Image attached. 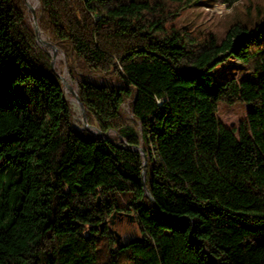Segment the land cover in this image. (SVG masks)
<instances>
[{
    "label": "trees",
    "instance_id": "16d2710c",
    "mask_svg": "<svg viewBox=\"0 0 264 264\" xmlns=\"http://www.w3.org/2000/svg\"><path fill=\"white\" fill-rule=\"evenodd\" d=\"M193 1L38 10L89 122L143 146L157 207L142 154L76 125L25 0H0V264H264V16L221 40L176 26ZM230 58L249 75L218 82ZM221 102L249 106L239 128L220 119ZM127 214L139 235L121 248L112 222Z\"/></svg>",
    "mask_w": 264,
    "mask_h": 264
},
{
    "label": "rangeland",
    "instance_id": "374dc122",
    "mask_svg": "<svg viewBox=\"0 0 264 264\" xmlns=\"http://www.w3.org/2000/svg\"><path fill=\"white\" fill-rule=\"evenodd\" d=\"M39 8L40 7L36 8L37 14ZM27 13L28 21L32 25L31 13L28 10ZM263 16L264 0H241L233 6H229L224 3L223 0H194L193 2H189L180 11V15L176 20V26L186 27L194 32H212L222 40L227 35L230 27L237 21H245L252 25L258 20H262ZM46 50L48 51V49ZM57 56L59 57V61L57 62L56 60V69L58 72L63 73L66 64L69 69L67 55V61L60 55ZM246 75H249L247 67L235 58H230L219 64L214 70V76L218 82H222L233 76L241 78ZM70 81H73L74 85L77 83V80H73L71 75ZM66 94L67 97L72 100L71 98L73 95L71 93ZM75 106L76 125H81L82 127L79 107L77 105ZM123 106L127 116L130 119H134L133 114L131 113L130 101H127ZM248 110L249 106L242 102L234 105L221 102L219 104V117L228 127L239 128L242 120L246 117ZM137 131H140V126H137ZM116 136L117 135H112V138ZM116 229L122 235V239L125 242L139 235V229L135 222H119Z\"/></svg>",
    "mask_w": 264,
    "mask_h": 264
},
{
    "label": "water",
    "instance_id": "95a60500",
    "mask_svg": "<svg viewBox=\"0 0 264 264\" xmlns=\"http://www.w3.org/2000/svg\"><path fill=\"white\" fill-rule=\"evenodd\" d=\"M39 2V6H40V0H38ZM25 3L28 7V11L31 13V17H32V27L35 31V34L37 36V40L38 42L45 48L48 49L49 53L52 55V65L55 68L56 67V56L58 55L59 52L63 53V58L66 60V55L63 52V50L60 49V47L54 43L49 37L48 39H44L41 36V33H44V31L42 30V28L40 27L39 24V18H38V14H37V10L31 6V4L29 3L28 0H25ZM67 61V60H66ZM57 74L59 75V77L61 78L63 84H64V89L66 93H71L74 97V99L77 101V106L79 107V111L81 114V122H82V127L83 129L87 130L88 132L95 134L101 138H104L112 143H114L116 146L119 147H124L127 148L129 150L132 151H137L139 153L142 154L143 156V164H144V170L142 173V177H143V184H144V189H145V194L146 196L157 206L159 207L157 201L155 200V198L153 197V195L151 194L147 184H146V173H147V167H148V156L143 148L142 145H130L126 142V140L116 131L113 129H110L109 131H103L101 130L99 127H97L96 125H93L89 122V116H88V112L87 109L85 107V104L83 103L80 95H79V87L76 83V85L73 84V81H69L66 77V74L70 75L69 69H68V65L66 64L65 69L63 71V73H60L57 71ZM73 101V100H72ZM162 103V101L160 102ZM112 135H117L118 137V141L115 142L114 139L112 138ZM115 216V215H114ZM127 216L129 217V221L130 222H134L135 218L134 216H132L131 214H127ZM112 224H114V222H112ZM114 234L116 236V241L118 243V245L123 248L125 246H127L128 243H123L122 242V235L118 232V230H114ZM207 253H210L209 250H207Z\"/></svg>",
    "mask_w": 264,
    "mask_h": 264
},
{
    "label": "bare ground",
    "instance_id": "6f19581e",
    "mask_svg": "<svg viewBox=\"0 0 264 264\" xmlns=\"http://www.w3.org/2000/svg\"><path fill=\"white\" fill-rule=\"evenodd\" d=\"M29 1V3L31 4V6H33L35 9L37 8V7H40L39 6V2H38V0H28ZM41 36H42V38H44V39H48V36L45 34V33H41ZM58 55H60L62 58H63V53L62 52H59L58 53ZM56 60H57V62L59 61V57L58 56H56ZM66 77H67V79L70 81V75L69 74H66ZM72 100V102L75 104V105H77V101L74 99V97L72 96V98H71Z\"/></svg>",
    "mask_w": 264,
    "mask_h": 264
},
{
    "label": "flooded vegetation",
    "instance_id": "af4514ba",
    "mask_svg": "<svg viewBox=\"0 0 264 264\" xmlns=\"http://www.w3.org/2000/svg\"><path fill=\"white\" fill-rule=\"evenodd\" d=\"M115 221H116V222H114L115 224H112V230L113 231L116 229V226L118 225L119 222L129 221V217L127 215H121V216L117 217V219Z\"/></svg>",
    "mask_w": 264,
    "mask_h": 264
}]
</instances>
